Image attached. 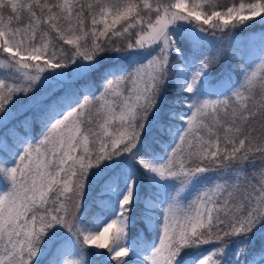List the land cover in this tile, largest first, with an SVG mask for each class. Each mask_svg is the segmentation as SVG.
<instances>
[{"label": "snow or ice", "instance_id": "snow-or-ice-1", "mask_svg": "<svg viewBox=\"0 0 264 264\" xmlns=\"http://www.w3.org/2000/svg\"><path fill=\"white\" fill-rule=\"evenodd\" d=\"M257 23L264 0H0V264H264Z\"/></svg>", "mask_w": 264, "mask_h": 264}, {"label": "trees", "instance_id": "trees-1", "mask_svg": "<svg viewBox=\"0 0 264 264\" xmlns=\"http://www.w3.org/2000/svg\"><path fill=\"white\" fill-rule=\"evenodd\" d=\"M260 33H264V25L257 23L251 28L245 31L239 32L238 36L240 39L244 40L253 34H260ZM235 51L236 49H232V52H235ZM225 52L226 54L221 57L220 63L219 64L213 63L212 67L210 68V72L213 77H217L220 73L231 71L235 69L241 63V60L239 59L238 56L227 54V46L225 48ZM207 55L209 57L213 56L214 51L212 49H208ZM259 167L260 166L258 163L257 169H259ZM257 175H259V173H257ZM3 183L4 182L0 180V188L3 187ZM257 244H259V241H257Z\"/></svg>", "mask_w": 264, "mask_h": 264}, {"label": "rangeland", "instance_id": "rangeland-1", "mask_svg": "<svg viewBox=\"0 0 264 264\" xmlns=\"http://www.w3.org/2000/svg\"><path fill=\"white\" fill-rule=\"evenodd\" d=\"M2 188V187H1Z\"/></svg>", "mask_w": 264, "mask_h": 264}]
</instances>
